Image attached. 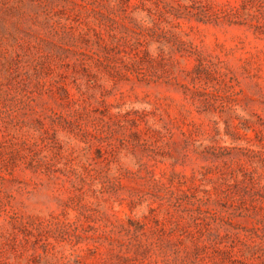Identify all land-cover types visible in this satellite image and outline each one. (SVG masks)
Segmentation results:
<instances>
[{
	"label": "rangeland",
	"instance_id": "obj_1",
	"mask_svg": "<svg viewBox=\"0 0 264 264\" xmlns=\"http://www.w3.org/2000/svg\"><path fill=\"white\" fill-rule=\"evenodd\" d=\"M0 264H264V0H0Z\"/></svg>",
	"mask_w": 264,
	"mask_h": 264
}]
</instances>
